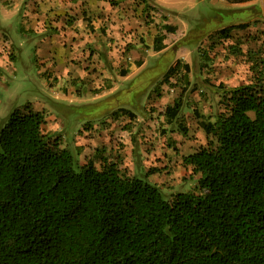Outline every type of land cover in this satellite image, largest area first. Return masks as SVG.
<instances>
[{"label":"rangeland","instance_id":"1","mask_svg":"<svg viewBox=\"0 0 264 264\" xmlns=\"http://www.w3.org/2000/svg\"><path fill=\"white\" fill-rule=\"evenodd\" d=\"M122 1L0 0V127L12 111L29 107L44 113L42 134L59 138L77 166L102 151L165 199L198 192L199 174L185 168L182 157L206 145L199 121L213 122L224 92L250 82L252 62L264 60V2L146 5L137 17L141 28L151 26L148 35L142 32L145 41L166 17L179 25L168 35V48L152 53L144 42L122 37ZM239 25L246 28L242 35H218ZM177 98L181 111L167 124L164 108ZM148 170L153 174L146 176Z\"/></svg>","mask_w":264,"mask_h":264},{"label":"trees","instance_id":"2","mask_svg":"<svg viewBox=\"0 0 264 264\" xmlns=\"http://www.w3.org/2000/svg\"><path fill=\"white\" fill-rule=\"evenodd\" d=\"M163 40L154 37V52ZM249 69L216 119L199 121L206 145L182 157L198 192L169 199L102 151L77 166L59 138L42 134V112L12 111L0 127V264H264V60ZM181 108L179 98L166 105L167 124Z\"/></svg>","mask_w":264,"mask_h":264},{"label":"crops","instance_id":"3","mask_svg":"<svg viewBox=\"0 0 264 264\" xmlns=\"http://www.w3.org/2000/svg\"><path fill=\"white\" fill-rule=\"evenodd\" d=\"M165 1L166 0H141V4H140L139 0H123L121 2V5L124 8V11L122 14L124 16V18L122 20L123 24H122V28H121L122 30L120 32L122 37L125 40L133 43V45H137V43H138V44H141V46H142V43L144 42L145 43L144 50L151 51L152 53H159V52L163 51L164 49L168 48L167 47V44L169 42V40H168L169 36L168 35L174 34V32L177 31V29H178L177 27L179 26L178 24H174L173 22H170L168 20V18L166 17V19L164 21L160 22L161 26H163V25L173 26V27H175V31L172 32L171 29H170V31H166L162 27L159 33L155 32L152 36L149 37V42H148V41H145L143 39V37H145V35H143L142 32H146V34H147L149 32V27H151V26L148 25L147 28H145L144 25H142V28H145L144 30H142V28L140 27L141 22L139 19H137L138 15H139V11H141L146 5H149L153 9L156 8V10H157V8L160 4H165L164 3ZM215 1H217V0H215ZM221 2L228 3L227 1H221ZM250 2H252V0L248 1V3H250ZM244 3H246V2H244ZM230 4H234V3H230ZM252 7L253 6H250V8H252ZM147 10H150V9L147 8ZM159 10L162 12L161 9H159ZM250 13L253 14L252 12H250ZM158 15H161V14H158ZM154 25H159V23L157 22L156 19L153 23V26ZM242 26L243 25H239V29H238V26L233 27V29L229 32V34H232V32H233L234 33L233 35H242L241 32L246 30V28L242 27ZM156 35H163L164 36L163 44L165 45V48L159 52H154L152 50V42H153V39ZM41 109H42V107H41ZM42 110H45V109H42ZM33 111H38V110L33 109ZM38 112H41V111H38ZM43 115H44V113H43Z\"/></svg>","mask_w":264,"mask_h":264},{"label":"built area","instance_id":"4","mask_svg":"<svg viewBox=\"0 0 264 264\" xmlns=\"http://www.w3.org/2000/svg\"><path fill=\"white\" fill-rule=\"evenodd\" d=\"M219 1H226V0H219ZM264 2V0H262Z\"/></svg>","mask_w":264,"mask_h":264}]
</instances>
